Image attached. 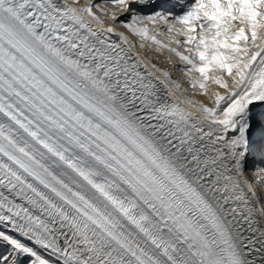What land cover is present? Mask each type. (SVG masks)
I'll list each match as a JSON object with an SVG mask.
<instances>
[{
	"label": "snow or ice",
	"instance_id": "1",
	"mask_svg": "<svg viewBox=\"0 0 264 264\" xmlns=\"http://www.w3.org/2000/svg\"><path fill=\"white\" fill-rule=\"evenodd\" d=\"M0 264H264V0H0Z\"/></svg>",
	"mask_w": 264,
	"mask_h": 264
},
{
	"label": "bare ground",
	"instance_id": "2",
	"mask_svg": "<svg viewBox=\"0 0 264 264\" xmlns=\"http://www.w3.org/2000/svg\"><path fill=\"white\" fill-rule=\"evenodd\" d=\"M107 9H109L110 11H114V8H112V7H110V8H108L107 7ZM118 13V15H119V17L121 18V17H125L127 14H125V15H121V14H123V12H121V11H119V12H117ZM119 30H121V29H119ZM259 42V41H258ZM166 55V54H165ZM164 59H165V56H162V57H159V61H158V63H159V65L160 66H162V67H165L164 66ZM168 66V65H167ZM170 67H172L171 65H170ZM169 68V67H168ZM177 99H181V97H179V96H177Z\"/></svg>",
	"mask_w": 264,
	"mask_h": 264
},
{
	"label": "rangeland",
	"instance_id": "3",
	"mask_svg": "<svg viewBox=\"0 0 264 264\" xmlns=\"http://www.w3.org/2000/svg\"><path fill=\"white\" fill-rule=\"evenodd\" d=\"M104 7H105V8H107V7H108V8L112 7V8H114V11L119 12V8H118V6H114V5L111 4V3H105V4H104ZM125 14H126V13L123 12V14H121V15H125ZM123 18H124V17H121V19H123ZM121 30H122V29H121ZM160 57H162V56H160ZM165 65H166V66H165ZM167 65H168V64H165V63H164V66H165L166 68L169 67L168 69L171 70L172 67H170V65H168V66H167ZM171 66H172V65H171ZM174 76H175V74H174Z\"/></svg>",
	"mask_w": 264,
	"mask_h": 264
}]
</instances>
